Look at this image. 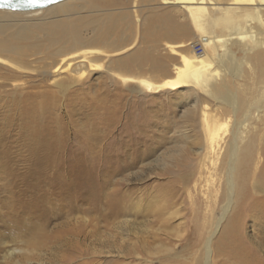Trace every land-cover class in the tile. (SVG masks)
Listing matches in <instances>:
<instances>
[{"label":"rangeland","instance_id":"rangeland-1","mask_svg":"<svg viewBox=\"0 0 264 264\" xmlns=\"http://www.w3.org/2000/svg\"><path fill=\"white\" fill-rule=\"evenodd\" d=\"M185 29L169 38L193 41ZM162 37L150 45L136 39L110 53L108 64L116 74L158 79L156 64L178 63ZM135 48L147 59L139 67L127 62ZM86 73L64 89L31 80L19 91L0 69V264H200L209 219L193 188L199 114L204 107L221 116L223 108L185 87L147 91L104 67ZM64 76L52 70L45 78L67 84ZM247 82L227 83L242 99L260 101L264 79ZM246 178L249 196L213 264H264V173Z\"/></svg>","mask_w":264,"mask_h":264},{"label":"bare ground","instance_id":"bare-ground-1","mask_svg":"<svg viewBox=\"0 0 264 264\" xmlns=\"http://www.w3.org/2000/svg\"><path fill=\"white\" fill-rule=\"evenodd\" d=\"M129 4L137 10H129ZM186 26L195 32L193 41L201 44L172 40ZM164 34L169 40L163 46L178 63L173 61L171 70L156 64L160 79L116 74L108 64L110 53L131 48L136 39L150 45ZM137 50H132L127 62L139 67L147 59L138 58ZM102 67L108 77L136 82L141 89L185 87L223 108L221 116L208 114L204 107L200 110L201 151L193 175V188L201 193L209 219L200 264H213L217 243L228 238L225 229L239 203L249 196L244 189L246 176L252 173L255 179L264 173V86L258 88L260 101L249 102L227 83L236 81L250 88L247 81L264 79V0H60L42 7L0 5V69L10 76L14 90L27 89L31 80L41 85L39 89L50 84L64 89ZM52 70L65 73L67 84L48 82L45 76ZM242 108L247 109L240 118ZM56 150L55 146L50 154Z\"/></svg>","mask_w":264,"mask_h":264},{"label":"water","instance_id":"water-1","mask_svg":"<svg viewBox=\"0 0 264 264\" xmlns=\"http://www.w3.org/2000/svg\"><path fill=\"white\" fill-rule=\"evenodd\" d=\"M57 1H60V0H38L37 3L30 4L28 0H8L7 3L0 2V5L4 7H16V6H27V5L34 6V7H38V6L42 7V6H46L51 3L57 2Z\"/></svg>","mask_w":264,"mask_h":264},{"label":"snow or ice","instance_id":"snow-or-ice-1","mask_svg":"<svg viewBox=\"0 0 264 264\" xmlns=\"http://www.w3.org/2000/svg\"><path fill=\"white\" fill-rule=\"evenodd\" d=\"M0 2L7 3V2H8V0H0ZM28 2H29L30 4H35V3H37V2H38V0H28Z\"/></svg>","mask_w":264,"mask_h":264},{"label":"built area","instance_id":"built-area-1","mask_svg":"<svg viewBox=\"0 0 264 264\" xmlns=\"http://www.w3.org/2000/svg\"><path fill=\"white\" fill-rule=\"evenodd\" d=\"M198 48H200L199 45H196V46H195V49L197 50Z\"/></svg>","mask_w":264,"mask_h":264}]
</instances>
